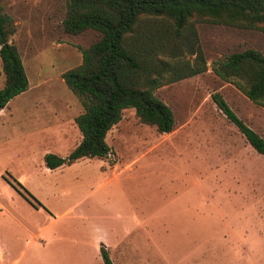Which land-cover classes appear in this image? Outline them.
<instances>
[{
    "label": "rangeland",
    "instance_id": "obj_1",
    "mask_svg": "<svg viewBox=\"0 0 264 264\" xmlns=\"http://www.w3.org/2000/svg\"><path fill=\"white\" fill-rule=\"evenodd\" d=\"M0 5L15 24L10 42L28 79L27 89L0 110L10 114V145L0 147V172H11L44 205L32 207L0 177L6 259L0 252V264H103L101 245L113 264H264V156L211 97L218 92L264 139V106L212 71L232 52L263 51V31L192 21L206 70L154 91L173 111V130L159 132L125 108L106 135V156L84 157L49 173L44 153L62 148L64 157L74 134L81 139L73 121L82 106L62 73L81 63V49L99 33H66V0ZM183 58L192 61L193 55L185 51ZM22 114L28 121L66 118L63 127H37L31 120L24 130ZM79 200L83 209L73 210ZM64 211L72 212L59 216Z\"/></svg>",
    "mask_w": 264,
    "mask_h": 264
},
{
    "label": "trees",
    "instance_id": "obj_2",
    "mask_svg": "<svg viewBox=\"0 0 264 264\" xmlns=\"http://www.w3.org/2000/svg\"><path fill=\"white\" fill-rule=\"evenodd\" d=\"M202 20L264 32V0H66L64 31L74 35L94 29L99 37L81 49L77 67L62 73L82 106L74 119L81 140L66 157L45 153V166L54 169L81 157L106 156L111 150L106 135L125 108H134L141 122L154 125L159 132L172 131L173 111L154 91L206 70L192 22ZM14 32L13 19L0 5V71L4 74L0 109L28 87L20 54L10 42ZM185 51L193 55L192 61L183 58ZM212 71L264 106V50L232 52L214 63ZM211 97L249 145L264 156L263 137L218 92ZM6 180L31 205L43 206L24 185L14 178ZM99 252L103 264H113L103 245Z\"/></svg>",
    "mask_w": 264,
    "mask_h": 264
},
{
    "label": "crops",
    "instance_id": "obj_3",
    "mask_svg": "<svg viewBox=\"0 0 264 264\" xmlns=\"http://www.w3.org/2000/svg\"><path fill=\"white\" fill-rule=\"evenodd\" d=\"M8 104V103H7ZM6 107V106H5ZM3 109V108H2ZM1 110V109H0ZM22 115H24V117H23V119H25L26 120V122H22L21 123V127H23L24 128V130H25V127H29V126H33V124H32V121H33V123L34 124H36L37 125V127L38 126H40V124L42 125H47V126H51V128H56V127H63V123L62 122H64V119L66 118L65 117V115L66 114H51L52 115V117H53V119L52 118H46L45 119V117H33L30 121H28L29 120V118L27 117V116H25L26 114H22ZM46 116V115H45ZM55 116V117H54ZM58 116V118H56ZM77 116V115H76ZM75 116V117H76ZM75 117H74V119H75ZM27 118V119H26ZM22 119V120H23ZM73 127H74V129L76 130V131H79V129H78V127H77V125H76V123H75V120L73 121ZM79 133H80V131H79ZM78 133V135H80L81 137H82V135H81V133L79 134ZM81 140V139H80ZM80 140H79V136H77V135H75L74 134V140H73V142H74V144L70 147V148H68V152L66 153V156L74 149V147L80 142ZM5 144H9L10 145V114H0V147L1 146H3V145H5ZM66 146H63V148H65ZM60 149H62V148H56L55 150H52V151H54V154H56V155H58V156H61V157H63V155L64 154H62V153H60V152H58V150H60ZM46 153H48V152H46ZM50 153H53V152H50ZM45 154V153H44ZM44 156V155H43ZM66 156H64V157H66ZM84 157H81V158H78V159H76V160H74L73 162H71V163H69V164H63V165H60V166H58V167H56V168H54V169H50V168H48V167H46V166H44V171L45 172H49V173H52V172H55V171H59V170H64V167L65 166H67V165H71V164H73V163H75V162H77V161H79V160H81V159H83ZM43 164H44V161H43ZM45 165V164H44ZM6 175V176H5ZM0 177L3 179V180H5V181H7L6 180V178H11V180L14 178V179H16L13 175H12V173L11 172H9L8 170H4V171H1L0 172ZM17 180V179H16ZM18 181V180H17ZM8 182V181H7ZM9 183V182H8ZM10 184V183H9ZM11 185V184H10ZM12 186V185H11ZM13 187V186H12ZM14 188V187H13ZM15 189V188H14ZM54 189V188H53ZM16 190V189H15ZM28 190V189H27ZM17 191V190H16ZM29 191V190H28ZM30 192V191H29ZM17 193H19L18 191H17ZM31 193V192H30ZM20 194V193H19ZM32 194V193H31ZM33 195V194H32ZM34 196V195H33ZM21 197H22V195H21ZM35 197V196H34ZM24 198V197H23ZM36 198V197H35ZM37 199V198H36ZM38 200V199H37ZM25 201L29 204V205H31L26 199H25ZM39 201V200H38ZM40 202V201H39ZM79 202H80V200L79 201H76V202H74L72 205H71V207H74L73 208V210H75V209H78V208H80V206L78 205L79 204ZM32 207H34L33 205H31ZM37 207H41V206H37ZM43 207H44V205H43ZM3 209V206L1 205V208H0V211ZM83 208H80V210H82ZM11 211H12V209H11ZM78 211H79V209H78ZM72 212V211H71ZM70 211H69V213H71ZM67 211H64V212H62V213H60V215L59 216H61V215H63V216H65L66 214H69ZM57 218V217H56ZM36 235H37V233H36ZM4 247L1 245V242H0V252L2 253V257H3V261L4 262H6V259H5V257H4V249H3ZM1 255V254H0ZM17 259H15V260H13L12 262H15Z\"/></svg>",
    "mask_w": 264,
    "mask_h": 264
}]
</instances>
